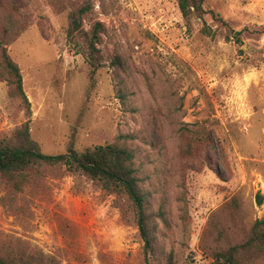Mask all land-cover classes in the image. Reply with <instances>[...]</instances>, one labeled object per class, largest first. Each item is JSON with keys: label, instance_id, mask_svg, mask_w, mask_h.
I'll return each mask as SVG.
<instances>
[{"label": "rangeland", "instance_id": "374dc122", "mask_svg": "<svg viewBox=\"0 0 264 264\" xmlns=\"http://www.w3.org/2000/svg\"><path fill=\"white\" fill-rule=\"evenodd\" d=\"M15 1L14 18L29 27L7 50L43 153H68L88 100V64L68 37L70 13L88 5L82 28L102 22L101 47L121 61L99 72L75 149L119 137L133 149L151 196L160 253L152 264H218L216 253L246 242L264 220V0H205L227 25L207 15V26L194 18L191 29L178 0ZM27 120L0 80V138ZM203 127L214 145L185 159L188 134ZM20 245L61 264H146L128 199L65 167L0 173V248ZM250 255L264 264V254Z\"/></svg>", "mask_w": 264, "mask_h": 264}, {"label": "trees", "instance_id": "16d2710c", "mask_svg": "<svg viewBox=\"0 0 264 264\" xmlns=\"http://www.w3.org/2000/svg\"><path fill=\"white\" fill-rule=\"evenodd\" d=\"M178 4L189 29L192 28L194 18L200 19L207 26L205 21L207 15L227 25L213 11L205 9V0H178ZM17 8L18 4L15 0H9V2L0 0V10H5L9 15L7 21L0 20V80L7 83L11 97L22 101L28 113V120L16 128L11 135L0 138V173L4 176H13L38 172L44 167H65L71 174L82 175L98 184L107 194L125 196L140 230L146 264L157 262L160 253L155 237L154 216L151 212V196L144 189V181L140 170L136 167L133 149L126 143L119 142L122 137L108 145L88 148L84 152H78L75 149L77 128L85 116L88 100L96 89L99 72L103 70L108 60L116 65H119L121 61L117 55L107 57L101 47L102 35L106 33L105 25L102 22H95L88 31L82 28L84 14L89 11L88 5L75 8L70 13L68 37L74 46L80 48L88 64V100L73 129L68 153L48 155L43 153L40 145L32 139L31 103L23 88L21 69L7 50V46L14 43L29 27L24 20L19 19V21L14 18L13 15H19ZM11 10L13 12L10 13ZM206 28L205 32H209ZM239 35L240 33L237 34ZM214 141L212 131L206 130L205 127L195 130L188 134L182 156L185 159H195L213 146ZM206 164L212 168L210 160H207ZM216 172L220 175L218 171ZM251 253L264 254V220L256 222L252 235L246 242L216 253L215 260L218 264H250ZM0 264L61 263L55 257H46L42 252L30 251L27 245H20L17 250L0 248Z\"/></svg>", "mask_w": 264, "mask_h": 264}]
</instances>
